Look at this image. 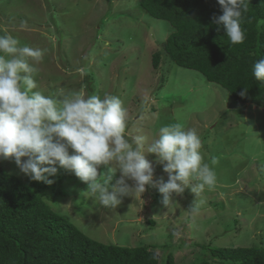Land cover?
I'll use <instances>...</instances> for the list:
<instances>
[{
  "label": "rangeland",
  "instance_id": "obj_1",
  "mask_svg": "<svg viewBox=\"0 0 264 264\" xmlns=\"http://www.w3.org/2000/svg\"><path fill=\"white\" fill-rule=\"evenodd\" d=\"M137 4V0H0V35L11 34L21 46L44 51L36 65L34 91L118 96L127 110L129 139L143 135L150 143L169 123L196 129L203 161L213 167L217 182L198 196L190 187L173 194L168 207L156 188L146 186L141 198L124 197L115 209H108L86 192V183L60 169L51 178L54 183L45 184L43 199L97 242L153 246L159 264L169 252L175 264H196L204 256L197 246L203 243L264 244V109L236 102L225 89L195 70L174 65L163 53L159 67L152 68V53L162 52L172 28ZM145 155L153 161L154 180L162 175L166 179L154 155ZM0 163L7 173L29 179L12 159ZM100 170L107 173L106 166ZM115 175L118 178L119 172ZM195 202L199 210L193 214L188 209Z\"/></svg>",
  "mask_w": 264,
  "mask_h": 264
},
{
  "label": "clouds",
  "instance_id": "obj_2",
  "mask_svg": "<svg viewBox=\"0 0 264 264\" xmlns=\"http://www.w3.org/2000/svg\"><path fill=\"white\" fill-rule=\"evenodd\" d=\"M217 3L222 14L214 15L212 22L224 29L230 44H242L246 35L241 25L249 0ZM43 56L40 48L21 46L11 34L0 35V160L12 159L24 176L49 185L64 169L86 183V192L108 209H115L124 197L141 198L146 186L156 188L168 207L173 194L190 187L198 196L215 185L216 172L203 161L196 129L169 123L159 128L150 143L143 135L129 139L127 110L118 96L34 91L38 88L36 65ZM252 75L264 83V58L253 64ZM240 96H247V88ZM146 153L154 155L166 179L162 175L154 180L153 161ZM216 163L212 157L211 164ZM101 165L107 173L100 170ZM188 210L195 214L199 204Z\"/></svg>",
  "mask_w": 264,
  "mask_h": 264
},
{
  "label": "trees",
  "instance_id": "obj_3",
  "mask_svg": "<svg viewBox=\"0 0 264 264\" xmlns=\"http://www.w3.org/2000/svg\"><path fill=\"white\" fill-rule=\"evenodd\" d=\"M137 3L148 16L165 21L172 28L162 52L152 53V68L159 67L163 53L174 65L195 70L207 82L225 89L236 102L264 109V83L252 75L253 64L264 58L262 0H249L241 25L246 39L236 45L230 44L224 29L212 22L214 15L222 14L217 0H137ZM244 88L247 96L241 97ZM45 184L21 180L4 171L0 163V264H159L153 246L104 244L80 232L43 199ZM197 246L204 256L196 264H264V244ZM164 264H175L171 252Z\"/></svg>",
  "mask_w": 264,
  "mask_h": 264
}]
</instances>
